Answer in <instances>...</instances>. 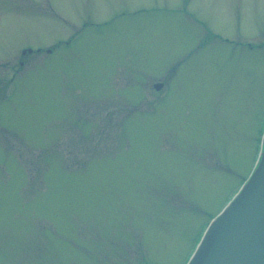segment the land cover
<instances>
[{
    "label": "rangeland",
    "instance_id": "rangeland-1",
    "mask_svg": "<svg viewBox=\"0 0 264 264\" xmlns=\"http://www.w3.org/2000/svg\"><path fill=\"white\" fill-rule=\"evenodd\" d=\"M263 128L264 0H0V264H186Z\"/></svg>",
    "mask_w": 264,
    "mask_h": 264
},
{
    "label": "water",
    "instance_id": "water-1",
    "mask_svg": "<svg viewBox=\"0 0 264 264\" xmlns=\"http://www.w3.org/2000/svg\"><path fill=\"white\" fill-rule=\"evenodd\" d=\"M262 143L255 172L210 225L188 264H264V136Z\"/></svg>",
    "mask_w": 264,
    "mask_h": 264
}]
</instances>
